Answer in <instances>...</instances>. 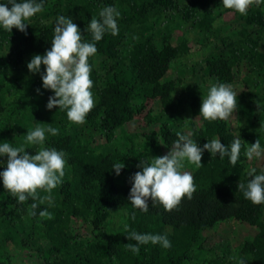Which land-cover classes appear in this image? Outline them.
Returning <instances> with one entry per match:
<instances>
[{"label": "trees", "instance_id": "1", "mask_svg": "<svg viewBox=\"0 0 264 264\" xmlns=\"http://www.w3.org/2000/svg\"><path fill=\"white\" fill-rule=\"evenodd\" d=\"M219 4L218 0H45L43 11L26 21L25 31L0 29V140L20 146L26 131L51 123L58 133L48 135L45 146L63 150L67 160L63 182L50 194L53 206L45 202L36 210L47 207L51 218L31 215L32 199L19 204L0 183V264H14L9 245L35 256L40 264H189L192 254L202 249V231L234 220L257 229L240 245L238 255H244L247 264H264V202H253L237 189L247 179L241 169L243 142L235 167L207 150L201 167L186 161L183 170L192 173L195 191L170 211L149 200L145 213L127 199L129 177L140 170L137 165L146 156H160L161 148L167 154L177 132L191 133L201 147L213 138L230 145L236 137L220 119H202L198 127L189 119V133L179 126V108L189 107L193 117L201 118L198 95L207 82L232 84L234 70L245 71L247 91L237 94L236 110L249 127L254 119L264 117L260 114L264 112V3L256 6L253 0L247 15L226 9L233 18L222 22ZM108 5L121 13L119 32L106 33L96 42L97 53L89 58L96 103L85 123L76 124L58 107L46 109L52 91L44 89L40 74L30 73L26 65L33 55L51 47L55 17L70 16L82 40L90 41L86 25ZM178 29L191 31L196 40L211 36L214 40L208 42V53L184 88L185 99L175 101L172 93L180 77L173 80L165 75L189 48L182 37L172 43ZM251 87L255 92L249 91ZM149 100L159 101L157 113L146 109ZM141 116L146 126L157 128L134 148L128 145L134 141L132 135L117 132ZM243 133L252 135L248 128ZM121 137L126 144H118ZM36 150L38 146L26 149ZM117 160L126 165L119 176L111 168ZM73 222L83 229L75 232ZM131 231L167 233L172 246L164 249L149 243L133 254L127 245L135 241L126 237Z\"/></svg>", "mask_w": 264, "mask_h": 264}, {"label": "clouds", "instance_id": "2", "mask_svg": "<svg viewBox=\"0 0 264 264\" xmlns=\"http://www.w3.org/2000/svg\"><path fill=\"white\" fill-rule=\"evenodd\" d=\"M45 0H0V29L11 32L15 27L23 32L29 25L26 23L31 17L43 11ZM264 0H255L259 6ZM225 9H231L240 15H247L253 0H221ZM121 13L116 7H103L98 18L92 17L86 31L90 32L91 40H82L78 26L70 16L55 17L51 47L43 54L32 56L26 67L30 73H39L42 87L52 91L45 105L51 110L58 107L66 112L67 119L76 124H83L86 116L95 106L96 100L92 91L93 80L90 78L92 65L89 58L97 53L96 42L106 33L115 36L119 32L118 18ZM41 65L44 66L41 72ZM40 90L37 89V92ZM237 94L231 83H214L206 95L201 98L199 115L203 120H224L234 115L237 107ZM258 107L262 105L257 102ZM43 125V126H41ZM58 129L51 123H40L23 134L24 143L13 146L9 141L0 140V183L19 204L32 199L30 214L41 218H51L48 208L40 205L47 202L53 206L51 192L63 182L67 164L66 153L55 147L45 146L48 135H56ZM177 139L167 154L158 157H144L137 167L140 169L129 177L131 187L128 201L134 209L148 212L149 200L151 204H160L165 210L177 207L183 197L191 198L195 191L194 177L191 172L183 170L185 162L201 167V159L205 150L211 156L227 158L229 163L236 166L241 155L242 139L239 133L230 145L222 143L219 138H213L199 146L191 133L177 132ZM27 146H38L36 151H26ZM243 155L252 161L264 155V144L259 137L248 144ZM7 157L6 160L3 157ZM126 165L117 160L111 165L115 175L119 176ZM246 181H240L237 189L244 197L253 202H264V170H258L253 165L247 169ZM38 190L47 193L44 196ZM127 232L128 225H124ZM135 243H129L128 249L138 254L141 246L149 243L159 245L164 249L170 248L171 241L168 234L128 232L126 236ZM239 264H247L248 259L241 255Z\"/></svg>", "mask_w": 264, "mask_h": 264}, {"label": "rangeland", "instance_id": "3", "mask_svg": "<svg viewBox=\"0 0 264 264\" xmlns=\"http://www.w3.org/2000/svg\"><path fill=\"white\" fill-rule=\"evenodd\" d=\"M218 2H220V12H222V16L219 20L221 22L230 21L233 18L232 13L226 12V9L221 4V0H218ZM220 21H218L217 19V25H219ZM177 37L185 38L189 48L176 60V62H174L171 69L168 70L165 75V78L173 80H176L177 76L180 77V84L177 85L172 93L175 101L180 98L185 99L184 88L190 82L193 75V70H199L201 60L208 53L209 47L211 46V44L208 42H212L214 40L213 36L209 37L206 41L202 40L201 37V40L200 38H197L196 40L195 34H193L191 31H185L184 33L179 29L176 31V33H174V36L172 37L173 44H175V42L177 41ZM244 72L243 70L238 72L236 69L233 72L234 79L232 85L238 93L244 90L247 91L246 86L243 83L245 80ZM211 85V83L207 82L203 87L204 89H202L203 91L199 93L198 100L200 104L201 98L206 95L207 90ZM249 91L255 92V89L251 87ZM187 103L189 104V101H187ZM146 109L152 110L153 112L157 113L160 110L159 101L149 100L147 102ZM179 110H181L179 112L181 118V120L179 121L181 122V124L179 126L183 127V130L187 133H189L187 129L189 119H192L194 127L201 126L204 122L202 118H199L198 116L193 117L189 111V107H182L179 108ZM145 112L146 110L143 114H145ZM260 114L264 115V112H260ZM258 117H260V115ZM245 118V116L239 115L237 110H235L234 115H231L229 118L224 119V121L228 124L230 130H232L235 136L237 135V133H239V138L242 139L241 142H243L245 149L248 144L253 143L257 137H259L261 143L264 144V117L260 119H254L252 121L253 125H250V127L248 126V121H246ZM152 128L157 127L156 125L151 127L146 126L141 116L134 118L130 122L126 123L122 128V131L117 132V134L118 136H122L123 133H127L130 136L132 135L134 137V141L131 144L128 143V145L136 148L137 146H141V143H143L142 141H145L146 139V134ZM244 128H248L250 132H252V135H249V133H243ZM95 144L96 143H94V145ZM118 144L124 145L126 143L121 137V139L118 141ZM124 147H127V145H125ZM165 154L166 151L161 148L160 156H163ZM253 165H255L258 170H264V155L252 161L247 160L245 157L244 165L241 168L245 176H247V169ZM72 225L76 232V230L80 228L81 224L73 222ZM80 229L82 230L83 228ZM256 232V228L235 220L224 222L217 225L215 228L206 229L202 231V249L201 251L194 252L192 254V260L189 262V264H216L220 261L225 262L224 264H239V255L237 252L239 251L240 245L245 240L254 236ZM80 234H83V231H80ZM9 248L12 253V262L14 264H40L39 259L28 254L25 250H19L12 245H9Z\"/></svg>", "mask_w": 264, "mask_h": 264}]
</instances>
